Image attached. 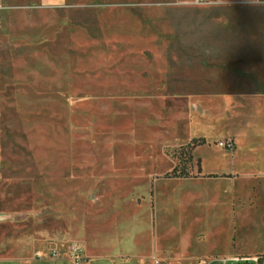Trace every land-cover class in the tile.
<instances>
[{"label": "rangeland", "instance_id": "374dc122", "mask_svg": "<svg viewBox=\"0 0 264 264\" xmlns=\"http://www.w3.org/2000/svg\"><path fill=\"white\" fill-rule=\"evenodd\" d=\"M27 4L0 7V261L85 245L259 264L264 179L221 174L250 175V161L180 150L218 146L208 120L264 92V0ZM175 168L190 177L167 178Z\"/></svg>", "mask_w": 264, "mask_h": 264}, {"label": "crops", "instance_id": "0c3cea01", "mask_svg": "<svg viewBox=\"0 0 264 264\" xmlns=\"http://www.w3.org/2000/svg\"><path fill=\"white\" fill-rule=\"evenodd\" d=\"M4 1L5 0H0V7L3 5ZM11 1L28 3L27 7L35 10L61 9L67 2V0H65V5L60 6L56 3V0ZM235 104L236 108L233 110V114L231 111H228L227 108H219L218 119L213 121L208 120L205 127L219 132L211 141L219 142L225 138H233L236 142V148L233 151H222L224 149L218 146L211 149V147L203 144L200 146V149L206 148L208 151L221 153L231 160L240 161V163L250 161L252 169H254L250 175H241L238 173L221 174L236 175L241 179L246 177L264 179V92L260 89H255L252 90L251 93L239 95L235 99ZM247 153L250 154L249 158L246 157L248 155ZM202 172L204 177L210 178V175H214L205 173L203 165ZM74 247H78L82 251L81 256L83 261L80 263H77L71 257V248L67 250L62 245H54L52 247L55 252L54 254H50L49 251H46L42 253L39 258L0 261V264H148L146 258L141 255H133L124 259L111 256H95L92 250L85 247V245L83 247ZM130 247L136 249V245L133 243H131Z\"/></svg>", "mask_w": 264, "mask_h": 264}, {"label": "trees", "instance_id": "16d2710c", "mask_svg": "<svg viewBox=\"0 0 264 264\" xmlns=\"http://www.w3.org/2000/svg\"><path fill=\"white\" fill-rule=\"evenodd\" d=\"M205 141H197L189 146L182 147L180 150V156L187 159V162L194 161L193 152L194 150L200 146L203 145ZM196 167H197V174H202V166H201V159H198L196 161ZM167 178H188L190 177V173L185 169L181 173H179L178 168H175L172 173L166 175ZM259 264H261L264 261V254L259 258ZM252 264V263H250Z\"/></svg>", "mask_w": 264, "mask_h": 264}, {"label": "built area", "instance_id": "2783aa9c", "mask_svg": "<svg viewBox=\"0 0 264 264\" xmlns=\"http://www.w3.org/2000/svg\"><path fill=\"white\" fill-rule=\"evenodd\" d=\"M218 147L221 149H225L228 151H233L236 148V142L233 138H225L217 143ZM82 251L78 247H73L71 250V257L77 262L80 263L83 261V258L81 256ZM238 259H234L232 261L228 260H220V261H214L209 264H228L229 262H238Z\"/></svg>", "mask_w": 264, "mask_h": 264}, {"label": "clouds", "instance_id": "9594fccd", "mask_svg": "<svg viewBox=\"0 0 264 264\" xmlns=\"http://www.w3.org/2000/svg\"><path fill=\"white\" fill-rule=\"evenodd\" d=\"M56 3L60 6H64L65 5V0H56Z\"/></svg>", "mask_w": 264, "mask_h": 264}, {"label": "bare ground", "instance_id": "6f19581e", "mask_svg": "<svg viewBox=\"0 0 264 264\" xmlns=\"http://www.w3.org/2000/svg\"><path fill=\"white\" fill-rule=\"evenodd\" d=\"M193 113V112H192Z\"/></svg>", "mask_w": 264, "mask_h": 264}]
</instances>
